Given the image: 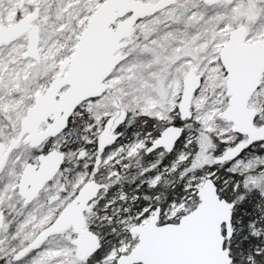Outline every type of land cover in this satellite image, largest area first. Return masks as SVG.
<instances>
[{"label":"snow or ice","instance_id":"obj_1","mask_svg":"<svg viewBox=\"0 0 264 264\" xmlns=\"http://www.w3.org/2000/svg\"><path fill=\"white\" fill-rule=\"evenodd\" d=\"M0 264H264V0H0Z\"/></svg>","mask_w":264,"mask_h":264}]
</instances>
